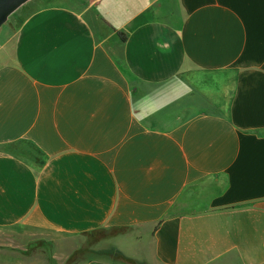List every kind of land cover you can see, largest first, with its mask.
I'll use <instances>...</instances> for the list:
<instances>
[{"label": "crops", "instance_id": "0c3cea01", "mask_svg": "<svg viewBox=\"0 0 264 264\" xmlns=\"http://www.w3.org/2000/svg\"><path fill=\"white\" fill-rule=\"evenodd\" d=\"M61 1L1 27L0 230L264 264V0Z\"/></svg>", "mask_w": 264, "mask_h": 264}, {"label": "rangeland", "instance_id": "374dc122", "mask_svg": "<svg viewBox=\"0 0 264 264\" xmlns=\"http://www.w3.org/2000/svg\"><path fill=\"white\" fill-rule=\"evenodd\" d=\"M54 1L55 0H33L9 17V20H12L14 25L18 24V22L27 15L26 12L30 10L35 2L34 5L37 6L40 4H51L54 3ZM56 2L62 3L61 0H56ZM17 29L18 28L3 27L0 30V36H5V38H7L12 35V31H16ZM0 39L2 40V37H0ZM115 232V229H104L81 234L75 237L51 232L48 235L50 241L41 242L29 241L27 240V237L24 238L23 236L28 234L27 232L16 229L0 230V264H14L16 261L19 263L18 256H21V261L24 262V264L36 263V255L41 256L44 264H54L51 261V256L56 254L66 256L64 264H82L89 260L96 259L108 260L105 257L94 255L91 252L95 251L94 246L99 241L109 238ZM19 249H24L25 252L18 253ZM78 250H82L83 254L78 255L76 258H72L73 254Z\"/></svg>", "mask_w": 264, "mask_h": 264}, {"label": "trees", "instance_id": "16d2710c", "mask_svg": "<svg viewBox=\"0 0 264 264\" xmlns=\"http://www.w3.org/2000/svg\"><path fill=\"white\" fill-rule=\"evenodd\" d=\"M118 36L124 40V36L122 34H118ZM115 230H116V232L113 235H116L118 233H122L123 231H125L124 229H115ZM91 253L94 255H98L100 257H105L112 262H116V263H120V264H141V263H137L134 260L126 257L120 251H118L116 249H108V250H104V251H94ZM81 254H83V251L78 250L73 254L72 258L73 257L76 258V257H78V255H81Z\"/></svg>", "mask_w": 264, "mask_h": 264}, {"label": "water", "instance_id": "95a60500", "mask_svg": "<svg viewBox=\"0 0 264 264\" xmlns=\"http://www.w3.org/2000/svg\"><path fill=\"white\" fill-rule=\"evenodd\" d=\"M31 0H0V28L9 17Z\"/></svg>", "mask_w": 264, "mask_h": 264}]
</instances>
